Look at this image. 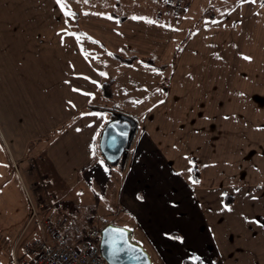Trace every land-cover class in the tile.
Returning a JSON list of instances; mask_svg holds the SVG:
<instances>
[{
  "label": "crops",
  "instance_id": "obj_1",
  "mask_svg": "<svg viewBox=\"0 0 264 264\" xmlns=\"http://www.w3.org/2000/svg\"><path fill=\"white\" fill-rule=\"evenodd\" d=\"M64 3L0 0V264L36 237L30 155L47 193L113 206L161 264H264V0ZM109 108L137 122L125 169L99 153Z\"/></svg>",
  "mask_w": 264,
  "mask_h": 264
},
{
  "label": "built area",
  "instance_id": "obj_2",
  "mask_svg": "<svg viewBox=\"0 0 264 264\" xmlns=\"http://www.w3.org/2000/svg\"><path fill=\"white\" fill-rule=\"evenodd\" d=\"M188 1L156 0L162 7L175 8ZM27 198L30 222L37 234L25 244L14 245L12 264H107L99 250V229L80 225L81 220L60 212L55 204L46 207L41 201L33 203L28 193Z\"/></svg>",
  "mask_w": 264,
  "mask_h": 264
},
{
  "label": "water",
  "instance_id": "obj_3",
  "mask_svg": "<svg viewBox=\"0 0 264 264\" xmlns=\"http://www.w3.org/2000/svg\"><path fill=\"white\" fill-rule=\"evenodd\" d=\"M137 129V122L127 114H115L101 131L98 149L101 157L110 166L123 164ZM123 229V239L116 230ZM121 251L113 253V244ZM100 254L107 264H151L144 248L132 240V231L125 227L107 224L101 229L99 240Z\"/></svg>",
  "mask_w": 264,
  "mask_h": 264
},
{
  "label": "rangeland",
  "instance_id": "obj_4",
  "mask_svg": "<svg viewBox=\"0 0 264 264\" xmlns=\"http://www.w3.org/2000/svg\"><path fill=\"white\" fill-rule=\"evenodd\" d=\"M217 1L221 4H224V6H227L228 4V6H230L233 1L235 2V0H229L228 2H224L227 0ZM209 11L211 12V10ZM39 160H41V157L39 155H30L24 163V167L22 169L23 172L19 171L20 174L18 172V168L15 167L16 172L20 175V180L26 188V192L33 200V203L41 201L45 203L46 207L50 206V203L55 204L59 207L60 212H63L68 216H71L72 218L81 220L82 224L80 223V225H84V227H95L99 230L101 229V227L107 224L124 227L125 224H123V221L125 217L122 215V213H119L116 208L107 205L99 198L97 200L94 197H90L91 195H88V199L83 198V200L80 202L77 199H72L64 196L61 197L60 194L55 195L52 193H47L46 188L48 184L45 179L42 176H37L35 178L33 177L34 173L37 170V162ZM14 165H16V162H14ZM256 194H259V191ZM41 214L43 215L44 211ZM28 227H30V233L35 232V234H37L36 226L33 224V222H30V213L28 217ZM132 240H141L136 230L134 231ZM142 243L144 245H142V247L148 253L151 259V264H161L157 259L155 260V258L151 254H149L150 252L148 251L147 245L144 242Z\"/></svg>",
  "mask_w": 264,
  "mask_h": 264
},
{
  "label": "trees",
  "instance_id": "obj_5",
  "mask_svg": "<svg viewBox=\"0 0 264 264\" xmlns=\"http://www.w3.org/2000/svg\"><path fill=\"white\" fill-rule=\"evenodd\" d=\"M207 15V14H206ZM205 17V15H204ZM204 18L201 17L198 21H196L195 25L193 26V28L188 32L186 38L180 43L177 51H176V54L179 52V48L183 45V43L190 37V35L194 32L195 29H197L201 24H202V20ZM75 28H76V25L74 24ZM78 29V28H76ZM114 59L116 60H119V61H122V62H125V63H128L129 61H131L132 59L131 58H124V57H121V56H118V55H115V54H110ZM147 63L149 64H152V62L150 61H146ZM102 91H106V88L105 86L102 87ZM92 110H95V108L92 107ZM106 112L109 113V116L110 118H113L115 114H118V113H124L126 114L123 110L121 109H117V108H109V109H105ZM126 159H125V162L123 164H120L118 163L117 166L121 167L122 169H125V166H126ZM192 178L194 181H197L199 179V174H198V170H197V167L195 166V164L193 163L192 165ZM107 224V223H105ZM184 264H190V262L186 261L184 262Z\"/></svg>",
  "mask_w": 264,
  "mask_h": 264
},
{
  "label": "snow or ice",
  "instance_id": "obj_6",
  "mask_svg": "<svg viewBox=\"0 0 264 264\" xmlns=\"http://www.w3.org/2000/svg\"><path fill=\"white\" fill-rule=\"evenodd\" d=\"M56 2H57L58 5H60V7H61L62 9H64V10L66 11V14H68V15H73V13H71L70 10H67V9H66V5H65V3H64V0H56ZM253 2H254V0H253ZM71 35H75V34L72 33ZM241 55L244 56V58L247 59V60H251V59H252L251 56L245 55L244 53H241ZM69 103H71V102H69ZM93 147H94V146H93ZM189 163H192V161H189ZM182 171H183V169L177 170V174H179V173L182 172ZM188 179L191 181L193 178H192L191 176H189ZM195 183H199V181H195ZM78 194H79V193H78ZM138 198H139V199H143L144 197L138 195ZM169 203H171V204H175V201H170ZM225 207L228 208L229 205H225ZM241 215H243V213H242ZM245 219H248V217H245ZM116 231H117V233L119 234V238H120V239H123V229H118V230H116ZM166 235H168V233H166ZM174 239H176V240H183L184 237H183V236H180V235H177V236L174 237ZM110 243L113 244V249H112L113 253L122 250V249H120V248H118V247L116 246V241H115V239L112 240V241H110ZM194 258H195V257H194ZM197 259H198V258H197Z\"/></svg>",
  "mask_w": 264,
  "mask_h": 264
}]
</instances>
